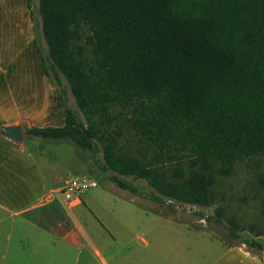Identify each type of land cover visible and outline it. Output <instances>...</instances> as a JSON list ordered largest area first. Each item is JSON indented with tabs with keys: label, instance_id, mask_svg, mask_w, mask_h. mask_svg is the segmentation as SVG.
Segmentation results:
<instances>
[{
	"label": "trees",
	"instance_id": "1",
	"mask_svg": "<svg viewBox=\"0 0 264 264\" xmlns=\"http://www.w3.org/2000/svg\"><path fill=\"white\" fill-rule=\"evenodd\" d=\"M36 10L41 70L58 85L63 76L77 110L26 134L90 151L106 179L122 189L118 175L143 179L160 203L209 206L218 176L264 157V0H37ZM112 107L151 157L118 151Z\"/></svg>",
	"mask_w": 264,
	"mask_h": 264
},
{
	"label": "rangeland",
	"instance_id": "2",
	"mask_svg": "<svg viewBox=\"0 0 264 264\" xmlns=\"http://www.w3.org/2000/svg\"><path fill=\"white\" fill-rule=\"evenodd\" d=\"M36 7L37 0H0V264H264V157L236 161L228 175L218 176L209 206L167 198L160 203L143 179L118 175L125 189L106 179L90 151L25 133L30 126L62 125L65 107L77 110L63 76L58 85L41 70L34 39L44 52L46 45ZM110 114L117 115L113 124L123 131L118 151L151 157L125 126V114L118 107ZM12 124L22 127V140L2 135ZM80 176L97 186L76 194L80 202L73 209L55 192L52 203L61 210L54 221L42 216L38 221L43 210L36 208L18 214ZM69 216L82 227L80 233L68 236ZM230 220L236 238L229 233ZM243 241H257L262 249Z\"/></svg>",
	"mask_w": 264,
	"mask_h": 264
},
{
	"label": "crops",
	"instance_id": "3",
	"mask_svg": "<svg viewBox=\"0 0 264 264\" xmlns=\"http://www.w3.org/2000/svg\"><path fill=\"white\" fill-rule=\"evenodd\" d=\"M20 146V145H19ZM12 148L14 149L15 146L12 145ZM41 149V147L39 146V150ZM70 178L66 179L64 182H63V185L62 187L67 183V181L69 180ZM61 188H59L58 190H49L47 191L46 193H44L38 200V203L37 205H29L27 204V206H25L24 208H21V210H19L18 214H27L29 213V211L33 210V209H41L43 210L42 213L40 212L39 214V217L37 218V220H41V219H44V218H41L42 217H45L47 220H49V222L55 218V216H57L60 212L61 209L57 208L55 205H53L52 201L53 199L55 198V192H61ZM67 201H70L69 202V205H70V209H73L75 206H77V204H79L80 202V198L78 197H73L71 200H67ZM73 207V208H71ZM69 219V222L71 223V227L69 229V233H68V236L70 235H74L76 233H80L79 230H82V227L80 225H78L76 223V220H75V217H71L69 216L68 217ZM28 221H31L30 218H27ZM59 218H57L56 221H58V225L57 227L59 228ZM54 221V220H52ZM52 224H55L52 222ZM54 228V227H52ZM66 243L68 245L70 244H73L72 241H66ZM3 257V255H2ZM4 258V257H3ZM55 264V263H54Z\"/></svg>",
	"mask_w": 264,
	"mask_h": 264
},
{
	"label": "built area",
	"instance_id": "4",
	"mask_svg": "<svg viewBox=\"0 0 264 264\" xmlns=\"http://www.w3.org/2000/svg\"><path fill=\"white\" fill-rule=\"evenodd\" d=\"M97 186V181L87 176L70 178L62 187L61 192L64 198L71 200L76 194L84 192L86 189Z\"/></svg>",
	"mask_w": 264,
	"mask_h": 264
},
{
	"label": "water",
	"instance_id": "5",
	"mask_svg": "<svg viewBox=\"0 0 264 264\" xmlns=\"http://www.w3.org/2000/svg\"><path fill=\"white\" fill-rule=\"evenodd\" d=\"M2 135L6 139L18 141L23 139V130L19 124H12L2 128Z\"/></svg>",
	"mask_w": 264,
	"mask_h": 264
}]
</instances>
